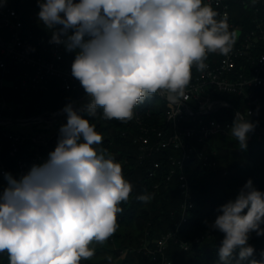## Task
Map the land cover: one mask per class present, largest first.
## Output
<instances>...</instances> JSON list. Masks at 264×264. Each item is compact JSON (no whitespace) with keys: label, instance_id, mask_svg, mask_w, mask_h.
<instances>
[{"label":"clouds","instance_id":"clouds-1","mask_svg":"<svg viewBox=\"0 0 264 264\" xmlns=\"http://www.w3.org/2000/svg\"><path fill=\"white\" fill-rule=\"evenodd\" d=\"M38 6L51 42L75 54L71 74L88 102L81 110L65 105L66 123L43 162L19 178L4 174L0 253L9 264H81L94 256L92 242L103 244L116 232L120 205L133 191L121 164L99 147L103 137L89 117L102 110L105 120L131 121L156 94L180 102L192 68L203 71L210 53L229 55L235 33L204 0H38ZM253 128L237 114L230 133L241 149ZM216 211L208 227L223 234L220 264H264V252L255 259L248 243L251 232L264 235V192L248 180Z\"/></svg>","mask_w":264,"mask_h":264},{"label":"trees","instance_id":"trees-1","mask_svg":"<svg viewBox=\"0 0 264 264\" xmlns=\"http://www.w3.org/2000/svg\"><path fill=\"white\" fill-rule=\"evenodd\" d=\"M228 3L233 20L242 25L246 31L253 26L254 20H264V0H255V2L253 0H228ZM9 8L22 13L26 29L32 31L43 41V47L37 53L49 57L52 48L51 30H47L39 21V6L30 1L23 3V0H0L1 11ZM214 54L216 56L213 57L217 59L219 54ZM67 57L74 60L75 54L67 52ZM13 69L14 73L10 77L12 81L25 71L16 65ZM5 94L7 100L14 106V118L18 119L58 112L65 105L80 101L85 92L67 93L62 90L60 81L53 79L45 92L22 96L15 88L7 87ZM262 95L264 98V93ZM214 96L228 101L232 108H222L209 117L216 118L225 124L229 122L233 124L236 118L235 112L245 106L243 101L229 95L215 94ZM159 101H162L161 106H157ZM134 112V118L128 122L105 120L102 117V110H98L96 117H89L90 122L96 125L97 132L103 137L99 147L105 149L121 164L125 179L133 185L129 200L120 205L123 211L117 214L119 226L108 240L123 238L119 229L129 230L136 224L143 230L145 229L148 238L152 240L155 236L169 233L180 222L179 235L185 239L193 240L197 235L211 236L205 241L190 243L191 247L188 251L180 247L175 251L169 249L168 258L174 264H220L218 249L223 234L211 231L208 227L216 218V209L229 200L235 199L238 191L248 180L252 181L257 190L264 192V134L258 133L264 130V108L259 117L246 118L254 125V128L248 134L247 147L243 149L240 159L232 158L229 147L216 145L218 139L213 138L208 145L207 153L216 162L217 167L205 166L197 158L188 163L186 174L190 183L193 208L189 209L185 215L181 209L184 199L178 180L174 178L169 183L166 181L170 170L167 155L170 152L141 159L139 145L135 143V139L142 134V127L155 130L170 129L167 123L166 105L160 96L155 95L145 100ZM81 114L87 118L85 112L81 111ZM250 135H253V138H250ZM51 141L47 145L36 147L28 142L16 158L10 156L9 146L6 143L0 154V177L2 179L0 190L7 186V181L1 174L2 167H5L7 173H11L14 178H19L17 161L31 159L36 154H40L41 162H43L57 145ZM156 162H160L162 166L157 177L151 178L150 172ZM144 194H151L152 199L148 202L137 199L138 196ZM261 227L264 228V224ZM248 243L255 248L254 258L261 259L260 254L264 252V235L257 236L255 232H251ZM94 244L96 242H92L90 247L92 248ZM93 257L90 260H82L81 264H96ZM140 257L147 264H154L152 258L149 259L143 254ZM0 264H9L6 252L0 253ZM244 264H247V261Z\"/></svg>","mask_w":264,"mask_h":264},{"label":"built area","instance_id":"built-area-1","mask_svg":"<svg viewBox=\"0 0 264 264\" xmlns=\"http://www.w3.org/2000/svg\"><path fill=\"white\" fill-rule=\"evenodd\" d=\"M38 0H23V3ZM262 1V0H258ZM211 5L218 15L217 19L227 18L229 30L235 33V43L229 55L214 53L208 55L205 61L207 67L203 71L192 68L190 83L185 89V96L178 103H171L165 96H160L167 109L169 130H155L142 127V134L135 139L139 145L140 158L146 159L155 154L167 155L170 170L167 183L176 178L183 196L181 209L183 215L193 208L190 183L186 174L188 163L197 158L205 166H216V162L207 153L209 143L213 138L227 134L232 123H224L209 116L222 108H232L228 101L216 98L215 94L229 95L239 98L245 106L235 112L244 119L259 117L264 108V20L256 19L249 30L237 24L231 15L228 0H204ZM43 47V41L32 31L26 29L23 15L20 11L9 8L0 10V154L5 144L9 146V154L16 158L22 148L31 142L34 147L47 145L46 133L54 128L55 121H47L58 112L31 118H14V106L7 100V87L15 88L22 96L37 94L48 90L50 81H60L62 90L67 93H80L84 89L71 74L73 60L67 57V51L61 44L52 43L50 56L38 54ZM25 69L22 75L14 81L10 80L14 73L13 66ZM82 99H88L86 93ZM73 107L81 110L83 107L72 103ZM18 122V123H17ZM37 126V131L24 134L13 131V126ZM259 133V132H258ZM264 134V133H263ZM42 157L36 154L31 159L17 161V173H27L33 165L40 164ZM161 163H154L150 177L155 178L161 169ZM7 173L2 167L1 174ZM177 233L169 232L156 240L155 251L152 252L154 264H174L167 256L168 246L176 239ZM199 242V240H198ZM190 245L180 243L184 251L190 250Z\"/></svg>","mask_w":264,"mask_h":264},{"label":"rangeland","instance_id":"rangeland-1","mask_svg":"<svg viewBox=\"0 0 264 264\" xmlns=\"http://www.w3.org/2000/svg\"><path fill=\"white\" fill-rule=\"evenodd\" d=\"M155 96V95H154ZM88 102V99H81L80 101L76 102L78 106L84 107L86 103ZM162 101H159L157 103V106H161ZM66 123V117L60 116L55 123L53 124L54 128H52L49 133H46L47 141L50 142L51 140L54 142V144H57L58 141V135H59V128L62 124ZM13 131L24 133V134H31L33 131H37V126H13L11 127ZM264 130H260L259 134H263ZM250 138H253V135L249 136ZM218 141H216V145H224L229 147V151L231 153V157L234 159H240L243 155V149H241L238 146L237 141L234 137L231 136L230 130L227 132V134L221 135L218 138ZM51 141V142H52ZM228 144V145H227ZM214 167H217L214 166ZM0 180L1 177H0ZM0 190V192H2ZM179 225L180 222H178L175 226V228L169 232L177 233L176 239L178 240V243H175V240L171 241L168 247V250L171 251L179 250L177 249L180 247L181 242L190 243L192 242H202L206 239L210 238L211 235L207 236H200L197 235L194 237L193 240L185 239L184 237H181L179 235ZM138 224L132 227V229L125 230V229H119V232L123 235L121 239H114V240H107L103 244L96 243L92 248L95 249L94 254V262L96 264H145L144 259L140 257L141 254L147 256L149 259L152 258V252L155 251L156 246V240L159 239L162 235L155 236L152 240L148 238V234L140 228ZM168 233V232H167ZM167 250V251H168ZM147 264V263H146Z\"/></svg>","mask_w":264,"mask_h":264},{"label":"water","instance_id":"water-1","mask_svg":"<svg viewBox=\"0 0 264 264\" xmlns=\"http://www.w3.org/2000/svg\"><path fill=\"white\" fill-rule=\"evenodd\" d=\"M62 114V112H58L55 116L53 117H46L47 121H55L60 115ZM18 123V122H17Z\"/></svg>","mask_w":264,"mask_h":264}]
</instances>
